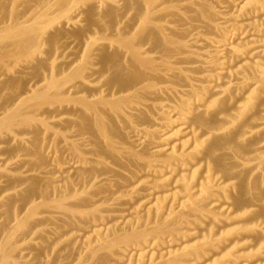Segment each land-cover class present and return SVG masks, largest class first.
Returning <instances> with one entry per match:
<instances>
[{
	"label": "bare ground",
	"instance_id": "obj_1",
	"mask_svg": "<svg viewBox=\"0 0 264 264\" xmlns=\"http://www.w3.org/2000/svg\"><path fill=\"white\" fill-rule=\"evenodd\" d=\"M0 264H264V0H0Z\"/></svg>",
	"mask_w": 264,
	"mask_h": 264
}]
</instances>
